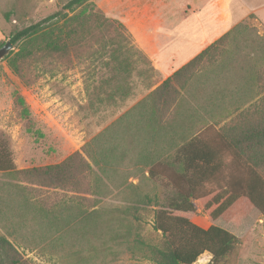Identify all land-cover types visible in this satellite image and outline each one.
I'll return each mask as SVG.
<instances>
[{
  "label": "rangeland",
  "instance_id": "374dc122",
  "mask_svg": "<svg viewBox=\"0 0 264 264\" xmlns=\"http://www.w3.org/2000/svg\"><path fill=\"white\" fill-rule=\"evenodd\" d=\"M65 1L0 0V44ZM92 2L120 21L115 16L123 9L117 4L131 1ZM179 18L180 30L147 31L141 25L131 30L120 21L134 50L126 58L115 44L91 57L32 59L20 65L21 75L6 55L0 59V142L15 168L59 163L78 151L93 170L90 190L83 192L32 185L0 171V235L38 264H154L149 246L160 233L152 227V210L168 208L176 197L173 180L162 175L176 172L169 166L175 149L197 127L215 121L219 126L234 107L257 97L255 71L264 65V30L257 22L246 19L225 31L212 28L218 16L211 29ZM226 32L231 34L218 60L203 62L181 90L175 110L154 119L144 102L148 93ZM168 41L176 45L160 46ZM17 49L14 44L12 52ZM161 49L170 52L171 62L164 61ZM192 201L194 210L172 212L236 237L216 264H264V214L247 199L214 220L202 209V199ZM210 259L203 252L192 264Z\"/></svg>",
  "mask_w": 264,
  "mask_h": 264
},
{
  "label": "trees",
  "instance_id": "16d2710c",
  "mask_svg": "<svg viewBox=\"0 0 264 264\" xmlns=\"http://www.w3.org/2000/svg\"><path fill=\"white\" fill-rule=\"evenodd\" d=\"M229 34L216 39L148 93L144 102L151 106L154 119L160 121L175 110L181 90L203 62L218 60L224 51L221 44ZM9 40L18 49L5 57L19 75L20 65L32 59L91 57L98 49L104 52L115 44L125 58L134 51L122 23L106 15L92 0H66L54 12L15 29ZM255 80L254 101L243 108L234 107L219 126V121H215L197 127L175 149L169 166L176 172L162 175L173 180L178 188L176 197L168 208L152 210V227L160 233L157 243L149 246L154 264H192L203 252L211 255L206 264H216L232 250L236 237L227 229L215 224L204 228L172 212L194 210L192 200L202 199V209L212 220L240 198L264 214V65L255 71ZM0 171L13 173L32 185L80 192L90 190L93 174L90 163L78 151L59 163L16 169L4 142H0ZM149 173L154 174L153 167ZM0 264L38 263L0 235Z\"/></svg>",
  "mask_w": 264,
  "mask_h": 264
},
{
  "label": "crops",
  "instance_id": "0c3cea01",
  "mask_svg": "<svg viewBox=\"0 0 264 264\" xmlns=\"http://www.w3.org/2000/svg\"><path fill=\"white\" fill-rule=\"evenodd\" d=\"M130 3L120 2L118 7L123 9L115 17L126 25L127 29L135 30V25H141V29L147 31L180 30L182 19L179 16H187L189 23L201 24L202 28L215 25L212 20L218 16L217 27L212 28L231 31L235 24L243 20H254L264 30V0H130ZM145 6L150 8L146 12H129L127 8ZM149 15L147 19L142 16ZM141 16V17H140ZM186 23V22H184ZM179 24V25H178ZM196 29L195 27H193ZM200 28V26L198 27ZM186 29V28H185ZM168 41L163 47L175 46ZM164 61L171 62V56L167 49L159 50ZM163 73L165 70L161 69Z\"/></svg>",
  "mask_w": 264,
  "mask_h": 264
},
{
  "label": "water",
  "instance_id": "95a60500",
  "mask_svg": "<svg viewBox=\"0 0 264 264\" xmlns=\"http://www.w3.org/2000/svg\"><path fill=\"white\" fill-rule=\"evenodd\" d=\"M14 48V44L10 40H6L0 46V59L7 55Z\"/></svg>",
  "mask_w": 264,
  "mask_h": 264
}]
</instances>
